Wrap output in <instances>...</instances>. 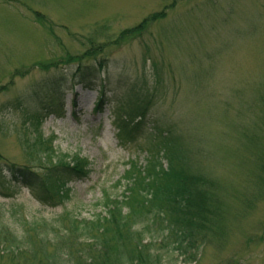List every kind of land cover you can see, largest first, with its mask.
Listing matches in <instances>:
<instances>
[{
  "label": "rangeland",
  "instance_id": "obj_1",
  "mask_svg": "<svg viewBox=\"0 0 264 264\" xmlns=\"http://www.w3.org/2000/svg\"><path fill=\"white\" fill-rule=\"evenodd\" d=\"M87 69L89 89L75 82ZM62 94L64 115H52ZM100 95L102 112L81 110ZM137 107L150 134L172 128L181 138L192 174L216 184L224 208L221 237L191 250L196 262L181 257L188 247L176 249L175 259L162 251L163 264H264V185L252 154L264 144L248 142L264 139L256 130L264 109V0H0V194L9 195H0V223L22 235L34 224L51 231L68 212L106 216L97 206L104 191L121 198L129 163L146 164L147 134L124 147L114 126L119 112ZM36 131L91 165L58 205L39 203L34 195L42 192L10 176L12 169L43 182L45 170L27 171L21 144ZM158 230L147 231L145 242L155 239L160 251Z\"/></svg>",
  "mask_w": 264,
  "mask_h": 264
},
{
  "label": "trees",
  "instance_id": "obj_2",
  "mask_svg": "<svg viewBox=\"0 0 264 264\" xmlns=\"http://www.w3.org/2000/svg\"><path fill=\"white\" fill-rule=\"evenodd\" d=\"M163 18V13L155 14L145 22L148 25ZM144 24L134 32L140 33L146 28ZM88 70L79 71L83 77L76 78L75 82L90 87ZM146 118L147 113L140 107L124 115L119 112L117 126L124 145L136 141L139 135L144 139L147 134L149 141L144 148L145 166L139 167L136 162L129 164L131 167L123 179L127 183L123 196L113 197L104 191L103 204L97 206H103L106 216L101 214L93 220H81L68 212L55 222L57 226L51 231L46 230L45 225L43 230L42 226L34 224L22 235L1 222L2 264H163L167 252L175 259L176 249L185 251L188 247L191 249L183 252L181 257L194 263L198 259L195 250L221 237L218 228L223 222L224 208L214 190L216 184L192 174L189 153L172 128L154 130L150 134ZM256 130L264 133L263 107L259 110ZM259 136L249 138L248 142L264 144V139ZM53 142L39 131L21 142L28 156L30 170L27 171L45 170L43 182L36 181L35 175L33 178L31 174L25 176L23 172L10 170L16 183L35 193L42 192L36 197L46 205H58L53 201L59 198V203L64 202L68 196L67 185L85 180L92 173L88 161L61 154ZM252 154L259 161L258 179L264 185V147ZM123 181H119L118 186H122ZM156 228L163 237L160 251L155 248V239L145 242L146 232ZM164 250L167 252L162 253Z\"/></svg>",
  "mask_w": 264,
  "mask_h": 264
}]
</instances>
